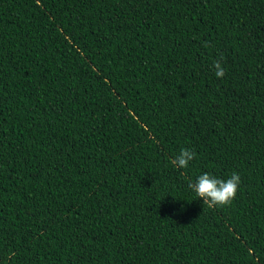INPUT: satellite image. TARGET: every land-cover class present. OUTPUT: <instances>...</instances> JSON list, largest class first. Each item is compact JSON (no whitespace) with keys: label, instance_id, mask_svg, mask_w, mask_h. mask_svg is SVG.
<instances>
[{"label":"trees","instance_id":"1","mask_svg":"<svg viewBox=\"0 0 264 264\" xmlns=\"http://www.w3.org/2000/svg\"><path fill=\"white\" fill-rule=\"evenodd\" d=\"M0 264H264V0H0Z\"/></svg>","mask_w":264,"mask_h":264},{"label":"clouds","instance_id":"2","mask_svg":"<svg viewBox=\"0 0 264 264\" xmlns=\"http://www.w3.org/2000/svg\"><path fill=\"white\" fill-rule=\"evenodd\" d=\"M205 46H209L207 42H205ZM222 61L223 56L221 55L220 59L213 62L217 78H223L225 75ZM195 157L196 153L194 151L182 148L179 154L171 160V164L178 169H186ZM240 183L241 178L238 173H232L226 179H220L209 173H203L195 179V182L189 180L187 186L197 199L202 200L203 205L212 209L229 206L236 196Z\"/></svg>","mask_w":264,"mask_h":264}]
</instances>
